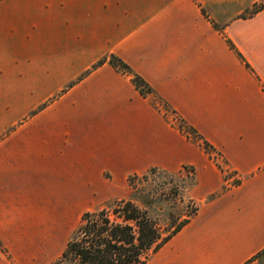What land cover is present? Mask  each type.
Returning <instances> with one entry per match:
<instances>
[{
    "label": "crops",
    "instance_id": "obj_1",
    "mask_svg": "<svg viewBox=\"0 0 264 264\" xmlns=\"http://www.w3.org/2000/svg\"><path fill=\"white\" fill-rule=\"evenodd\" d=\"M258 1L1 0L6 25L0 35L16 39L24 52L16 59L26 62V49L32 50L39 63L65 72L41 76L36 84L64 92L0 141V244L18 242L8 237L9 223L25 203L47 193L50 181H91L97 189L103 173L122 181L151 169L188 167L196 213L147 264H247L260 253L264 10L243 18L238 7ZM111 55L153 94L140 95L130 77L107 62L92 69ZM151 97L192 128L241 182L225 187L204 151L163 119ZM14 123L8 120L0 132ZM26 173L29 178H21ZM81 185L78 194H86L88 186L82 191ZM0 264H11L1 252Z\"/></svg>",
    "mask_w": 264,
    "mask_h": 264
},
{
    "label": "rangeland",
    "instance_id": "obj_2",
    "mask_svg": "<svg viewBox=\"0 0 264 264\" xmlns=\"http://www.w3.org/2000/svg\"><path fill=\"white\" fill-rule=\"evenodd\" d=\"M262 3L264 1L260 0L247 9L239 5L241 17L247 16L254 6ZM1 12L2 5L0 15ZM5 25L6 23L0 19V34ZM6 40L12 42L8 43ZM15 44V38L0 35V126L6 124L8 120L9 124L15 121L13 126L0 132V141L20 125L30 121L33 113L49 107L64 92L63 89L50 92L49 88H53L52 85L36 84L38 81H44L41 76L63 74L65 72L63 68L45 67L43 63H39L38 56L36 60V54L27 49L29 60L27 58L26 62L17 60L16 57H23L24 52L17 51ZM43 96L44 99L38 100ZM150 101L172 128L204 151L209 163L220 171L225 187L229 189L241 182L233 172L226 169L220 155L214 150L207 149L196 135L190 133L173 111L166 110L156 98L151 97ZM22 109L29 110L24 117L12 116ZM4 110H9L8 115L2 113ZM2 149L0 144V157ZM29 174H21V178L27 176V179ZM79 182L84 184L81 185L82 191L88 186L86 194H78ZM72 183L50 181L47 193L42 191L41 196L32 198L33 203H25L24 210L17 214V221L14 224L9 223L8 237L15 236L18 242L0 244V252L11 264H54L84 213L105 208L119 201H131L141 208H147L150 216L164 229L192 218L199 205L197 200L192 199L194 174L188 167H182L177 172L151 169L143 174L129 175L122 181H115L108 173H103L97 189L91 187L93 186L91 181L74 180ZM62 184L66 196H63V190L60 189L59 185ZM247 264H264V249Z\"/></svg>",
    "mask_w": 264,
    "mask_h": 264
},
{
    "label": "trees",
    "instance_id": "obj_3",
    "mask_svg": "<svg viewBox=\"0 0 264 264\" xmlns=\"http://www.w3.org/2000/svg\"><path fill=\"white\" fill-rule=\"evenodd\" d=\"M263 10L264 3L254 6L243 18H250ZM227 44L243 61L232 44L229 41ZM105 62L129 76L140 95L145 97L153 94L142 78L113 55L99 60L92 69ZM163 106L168 110L166 105ZM187 128L207 149L212 150L192 128ZM188 221L186 219L164 229L150 216L147 208H141L131 201H119L99 211L84 213L54 264H147L150 256L176 235Z\"/></svg>",
    "mask_w": 264,
    "mask_h": 264
}]
</instances>
